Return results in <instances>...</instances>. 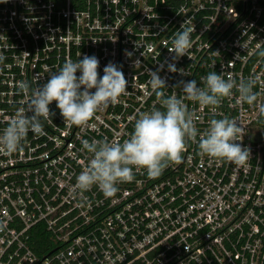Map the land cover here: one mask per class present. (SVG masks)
Instances as JSON below:
<instances>
[{"label":"built area","instance_id":"built-area-1","mask_svg":"<svg viewBox=\"0 0 264 264\" xmlns=\"http://www.w3.org/2000/svg\"><path fill=\"white\" fill-rule=\"evenodd\" d=\"M184 21L192 46L173 60ZM260 51L264 0H0V134L25 103L18 82L41 85L66 60L94 55L100 77L111 62L127 81L119 102L84 126L65 123L53 102L44 135L29 132L22 150L0 154V264H264V116L235 89L215 112L184 103L199 133L213 118L238 121L236 143L251 152L244 166L202 154L198 135L180 162L157 177L134 168L110 198L75 187L90 159L82 140L122 143L139 112L160 108L149 71L179 97L181 81L202 87L212 71L237 82L254 75L264 103Z\"/></svg>","mask_w":264,"mask_h":264},{"label":"clouds","instance_id":"clouds-1","mask_svg":"<svg viewBox=\"0 0 264 264\" xmlns=\"http://www.w3.org/2000/svg\"><path fill=\"white\" fill-rule=\"evenodd\" d=\"M194 30L188 21L181 24L171 40L169 52L174 53L173 60L188 54ZM259 56L264 57V51H260ZM238 57L239 54L236 59ZM5 59L0 54V63ZM98 68L96 56L84 55L76 61L66 60L41 85L33 87L27 81L18 82L17 87L25 97V103L16 110L0 134V154L11 155L22 150L29 132L35 136L44 135V121L54 115L49 108L53 102H56L64 122L75 126L87 125L98 109L118 103L119 98L127 93L123 72L109 62L100 77ZM168 69L177 71L174 64H169ZM148 83L160 108L139 112L127 139L122 143L107 139L81 141L83 149L90 154L86 167L76 177L75 187L81 194L96 186L105 197L110 198L119 190L118 184L134 179V168L146 170L149 177L161 175L170 164L181 161L188 141L196 140L198 135V148L202 154L238 167L248 161L250 149L236 143L244 133V128L236 119L213 118L208 128L199 133L195 114L188 110L184 100L197 102L215 112L222 100L232 96L235 89L242 102L256 107L260 116H264V103H257L258 94L254 91L259 83L256 76L237 82L212 71L202 78V87H198L195 80L181 81L183 97L175 92L171 95L165 93L166 81L159 76V70L149 71ZM2 227L0 224V229Z\"/></svg>","mask_w":264,"mask_h":264}]
</instances>
